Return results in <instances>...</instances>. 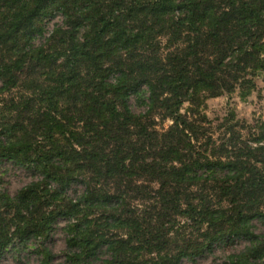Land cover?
Listing matches in <instances>:
<instances>
[{"label": "trees", "instance_id": "16d2710c", "mask_svg": "<svg viewBox=\"0 0 264 264\" xmlns=\"http://www.w3.org/2000/svg\"><path fill=\"white\" fill-rule=\"evenodd\" d=\"M259 73L264 0H0V161L34 178L0 188V256L181 264L243 239L221 264H264V119L204 111Z\"/></svg>", "mask_w": 264, "mask_h": 264}, {"label": "rangeland", "instance_id": "374dc122", "mask_svg": "<svg viewBox=\"0 0 264 264\" xmlns=\"http://www.w3.org/2000/svg\"><path fill=\"white\" fill-rule=\"evenodd\" d=\"M60 16L51 18L44 22L46 36L53 24L60 23ZM256 87L247 97L241 96L239 91L223 95L216 98H210L206 101L204 111L206 115L214 119L222 117L228 110H234L236 116L240 119L252 121L257 118L264 119V74L259 73V77L255 78ZM132 109L135 113L143 111L142 107L135 105L134 98H130ZM169 121L165 122L167 126ZM34 178L26 169L15 166L11 161H0V188L10 195H14L22 187L30 183ZM64 220L59 219L53 225L51 237L46 241L45 245L54 253V261H63V253L65 250V238L62 233ZM253 230L256 234H264V225L253 221ZM247 245V241L243 239L234 240L228 246L214 248L210 254L194 260L184 259L181 264H221L230 254L238 253ZM32 247L26 250L17 251L8 247L0 256V264H38L37 255L32 251Z\"/></svg>", "mask_w": 264, "mask_h": 264}]
</instances>
